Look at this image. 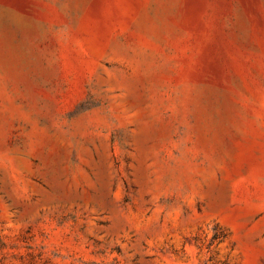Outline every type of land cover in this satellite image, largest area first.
I'll use <instances>...</instances> for the list:
<instances>
[{
  "label": "rangeland",
  "instance_id": "obj_1",
  "mask_svg": "<svg viewBox=\"0 0 264 264\" xmlns=\"http://www.w3.org/2000/svg\"><path fill=\"white\" fill-rule=\"evenodd\" d=\"M0 264H264V0H0Z\"/></svg>",
  "mask_w": 264,
  "mask_h": 264
},
{
  "label": "trees",
  "instance_id": "obj_2",
  "mask_svg": "<svg viewBox=\"0 0 264 264\" xmlns=\"http://www.w3.org/2000/svg\"><path fill=\"white\" fill-rule=\"evenodd\" d=\"M220 236L222 237V235H215V238L217 239V238H220Z\"/></svg>",
  "mask_w": 264,
  "mask_h": 264
}]
</instances>
